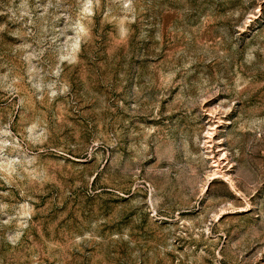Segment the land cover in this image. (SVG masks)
Segmentation results:
<instances>
[{
	"label": "rangeland",
	"instance_id": "obj_1",
	"mask_svg": "<svg viewBox=\"0 0 264 264\" xmlns=\"http://www.w3.org/2000/svg\"><path fill=\"white\" fill-rule=\"evenodd\" d=\"M0 264H264V0H0Z\"/></svg>",
	"mask_w": 264,
	"mask_h": 264
}]
</instances>
